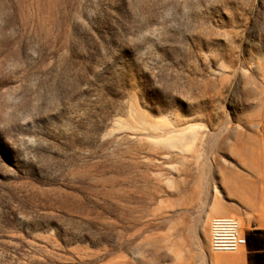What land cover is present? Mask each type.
Masks as SVG:
<instances>
[{
	"label": "rangeland",
	"instance_id": "rangeland-1",
	"mask_svg": "<svg viewBox=\"0 0 264 264\" xmlns=\"http://www.w3.org/2000/svg\"><path fill=\"white\" fill-rule=\"evenodd\" d=\"M263 104L264 0H0V264H248Z\"/></svg>",
	"mask_w": 264,
	"mask_h": 264
},
{
	"label": "built area",
	"instance_id": "built-area-1",
	"mask_svg": "<svg viewBox=\"0 0 264 264\" xmlns=\"http://www.w3.org/2000/svg\"><path fill=\"white\" fill-rule=\"evenodd\" d=\"M210 244L218 253H233L246 247L245 237L231 219H215L210 225Z\"/></svg>",
	"mask_w": 264,
	"mask_h": 264
},
{
	"label": "bare ground",
	"instance_id": "bare-ground-1",
	"mask_svg": "<svg viewBox=\"0 0 264 264\" xmlns=\"http://www.w3.org/2000/svg\"><path fill=\"white\" fill-rule=\"evenodd\" d=\"M211 40L212 39H211V34H210L209 50H208V65H209L210 78L208 79L207 86H208V90L210 92H214L216 90V80H214L213 76L216 75L218 77H222L221 82H223L224 80H223V76H222V68L223 67H222V65H217L216 64V62L218 60H217V57H216V54H215V49L213 47L214 45L211 43ZM219 58H221V57H219ZM263 108H264V104H263ZM262 114H264V112ZM165 144L169 148L172 147V143L170 142V140L169 141H165ZM243 194L246 195L248 193L245 192ZM252 207H255V206L252 205ZM256 208H259V207L257 206ZM219 219H231V220H233L236 223V225L238 226L239 231L242 232V228H241V225H240L241 221L239 222L238 220L230 218V217L219 218ZM214 221H215V219L212 222H214ZM211 249H212V247H211ZM212 251H213V253H216L214 256H212L213 264H242L243 260H242V258L240 256L231 255L229 253H218V252H215L213 249H212ZM238 251L233 252V253H237Z\"/></svg>",
	"mask_w": 264,
	"mask_h": 264
},
{
	"label": "trees",
	"instance_id": "trees-1",
	"mask_svg": "<svg viewBox=\"0 0 264 264\" xmlns=\"http://www.w3.org/2000/svg\"><path fill=\"white\" fill-rule=\"evenodd\" d=\"M248 264H264V231L247 235Z\"/></svg>",
	"mask_w": 264,
	"mask_h": 264
}]
</instances>
